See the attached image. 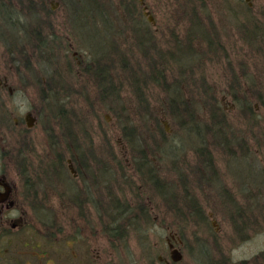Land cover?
<instances>
[{"label": "rangeland", "instance_id": "rangeland-1", "mask_svg": "<svg viewBox=\"0 0 264 264\" xmlns=\"http://www.w3.org/2000/svg\"><path fill=\"white\" fill-rule=\"evenodd\" d=\"M37 1L0 0V78L20 90L12 99L0 91V124L11 125L32 108L37 116L28 142L16 141L29 157L19 170L41 174L54 158L66 167V158L92 150L93 163L114 166L117 192L133 198L135 208L149 207L148 224L125 237L139 264L151 258L162 264L160 256L178 264H264V39L257 38L254 9L242 0H143L155 23L148 28L140 0H96V21L84 23L79 13L78 34L66 1ZM75 1L81 10L89 4ZM123 2L132 7L127 17L138 16L166 52L155 75L139 54V33L119 27L108 34L111 18L122 15L118 7L129 10ZM29 13L49 40L27 65L16 60L32 53L24 44ZM112 45L124 54L121 64L143 69L123 77L112 68ZM97 56L107 59L100 65L109 57L120 77L110 92L79 68ZM133 77L141 83L135 86ZM64 210L51 204L28 213L49 237ZM171 235L180 252L167 247ZM35 243L33 236L26 251L45 248Z\"/></svg>", "mask_w": 264, "mask_h": 264}, {"label": "flooded vegetation", "instance_id": "flooded-vegetation-1", "mask_svg": "<svg viewBox=\"0 0 264 264\" xmlns=\"http://www.w3.org/2000/svg\"><path fill=\"white\" fill-rule=\"evenodd\" d=\"M64 1L68 6L65 7L67 17L73 19L72 23L74 26L76 25L78 34H80L81 26L80 21L77 20V15L81 13V9L79 6H75V0ZM255 1L242 0V2H246L248 8L254 9L253 18L255 19L254 26L257 28V38L263 40L264 5L261 4L263 2L255 3ZM37 3V6H42L45 0H38ZM139 3L146 19L144 23L148 28L154 27L155 23L149 7L143 3V0H140ZM123 5L126 8L129 7L126 3ZM118 10H123L120 13L122 17L113 16L111 18L108 34L113 32L112 29H115L117 33L119 27H126L127 32L128 30L134 31L135 36H138L139 33L137 46L142 45L139 54L145 56L148 69L153 67L164 68L168 61L165 58L166 52L157 49L155 41L151 40L149 31L142 27L144 24L141 23V19L137 18L138 16L127 17L126 13L132 12V7L130 6L129 10L125 11L120 6ZM96 11L91 6L86 5L82 11L83 15L80 16L81 20L86 18L87 21L84 23L96 21L91 19L95 16ZM38 12L40 17L43 11ZM29 16L32 24H29V28H25L27 35L24 44L30 47L32 53L29 56L23 55V58L21 54L22 59L16 60L25 62L27 65L33 63L31 60L33 53L38 55V49L43 48L49 40L44 34V24L41 21L40 23L36 21L37 15L29 13ZM247 24H251V22ZM75 34L77 37L78 34L76 32ZM111 47L109 53L116 60V64L112 68L116 69L117 72H121V67L134 71L143 69L142 66L136 69L132 67L131 63L121 64L120 57L124 54L119 56L118 49H114V45ZM180 47L181 44L175 43L176 50H179ZM21 50L20 48V52ZM95 58L93 61H87L89 62L88 65L81 61L78 63L80 64L79 68L87 72V77L92 76L95 79V84L99 90L103 88V85L98 77L100 72L95 73L98 70L95 63L98 65V63L103 62L101 58L107 59L103 56ZM109 61L108 57V61L99 68L103 73L112 70ZM117 78L120 80L119 75ZM103 82L106 84V80ZM3 90H6L9 99L13 98L15 92H20L16 87L11 86L6 76L0 78V91ZM0 107L2 109V106ZM3 114L7 117L6 109H4ZM2 119L0 116V120ZM36 123L37 116L32 108L26 111L23 117L15 118L11 125L9 122L5 125L0 124V264H11V262L12 264H25L24 260L27 258H33L36 264H139L137 257L134 256V248L128 247L129 242L125 240V237L133 235V228H136V225L148 224L147 210L149 207L144 205L135 208L133 198H129L127 193H118L114 166L107 163H93L96 154L92 150L81 155L74 153L72 159L66 158L68 164L66 167L63 166L62 160L54 158V161L48 164L49 168L41 174L22 170L23 167L27 166L29 157L24 153L23 148L16 147V141H22L23 144H26L30 129H33ZM77 162H80L81 165H76ZM19 166L23 167L19 170ZM40 180L44 186L39 184ZM37 184L39 186H36ZM157 186L163 194L165 191H162L163 186ZM51 204L60 208L63 207L65 210L59 218L60 224L53 226L51 236L46 237L34 227L28 211ZM41 234L45 238H50V243L44 242ZM31 236L35 238L36 248H45L27 252L26 242L30 241ZM171 237L172 235L166 241L167 247L169 250L177 248L180 252L179 247L176 246L175 238ZM149 243L147 242V246ZM176 255L178 256V254ZM158 258L162 264H178L172 259L168 261L161 256ZM152 261L151 258L147 264H154Z\"/></svg>", "mask_w": 264, "mask_h": 264}, {"label": "trees", "instance_id": "trees-1", "mask_svg": "<svg viewBox=\"0 0 264 264\" xmlns=\"http://www.w3.org/2000/svg\"><path fill=\"white\" fill-rule=\"evenodd\" d=\"M86 1L89 2V4H86V5L91 6L94 10H97L96 12H98V10H100V9H98L97 5H95V3H97L96 0H86ZM83 10H81V13H82ZM96 67H97L98 70L95 71V73L100 72V76H98V77L101 79V84L106 87L105 88L106 91L110 92V90H111L110 88H112V86H115V82L119 78H117V75H115V73L114 74L112 73V70L111 71L110 70H107L105 73H103L102 70L99 69L101 67V65L99 63H98V65L96 64ZM121 68H122V71H121L122 75H124V74L127 75L126 77L129 78V79H130V76H136L137 75V71H134L133 69L127 70L125 67H121ZM155 69H159V68H156V67L151 68V72H150L151 75L153 74V72L155 71ZM150 74H149L148 77L151 79L152 77H151ZM125 75L123 77H125ZM153 75H155V74H153ZM104 80H106V84H105V82H103ZM138 82L141 83V79L139 77H133V84L135 86H136V84ZM155 82H157V81H155ZM133 88H135V87H133ZM101 94L105 97L104 93H101ZM142 97H140L139 99L142 100ZM123 110H124V108H123ZM124 112H125V110H124ZM118 117H120L119 114H118ZM126 124H127V122L124 123V126H126ZM191 124H193V123H191ZM154 182H156V181H154Z\"/></svg>", "mask_w": 264, "mask_h": 264}, {"label": "water", "instance_id": "water-1", "mask_svg": "<svg viewBox=\"0 0 264 264\" xmlns=\"http://www.w3.org/2000/svg\"><path fill=\"white\" fill-rule=\"evenodd\" d=\"M174 254H175V253H173V254L171 255V257H172L174 260H179L180 258L174 256Z\"/></svg>", "mask_w": 264, "mask_h": 264}]
</instances>
